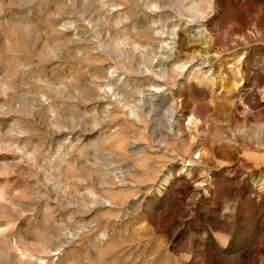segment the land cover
Returning a JSON list of instances; mask_svg holds the SVG:
<instances>
[{
    "label": "rangeland",
    "instance_id": "obj_1",
    "mask_svg": "<svg viewBox=\"0 0 264 264\" xmlns=\"http://www.w3.org/2000/svg\"><path fill=\"white\" fill-rule=\"evenodd\" d=\"M0 264H264V0H0Z\"/></svg>",
    "mask_w": 264,
    "mask_h": 264
}]
</instances>
